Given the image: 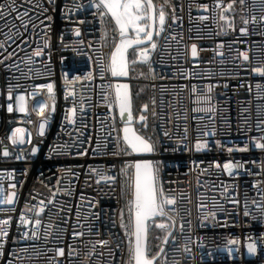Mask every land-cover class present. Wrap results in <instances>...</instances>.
Wrapping results in <instances>:
<instances>
[{
	"label": "built area",
	"instance_id": "built-area-1",
	"mask_svg": "<svg viewBox=\"0 0 264 264\" xmlns=\"http://www.w3.org/2000/svg\"><path fill=\"white\" fill-rule=\"evenodd\" d=\"M8 2L0 0V4ZM16 2L20 12L28 10L37 28L34 34L29 26L22 44L19 40L8 42V50H16L12 57L16 67L0 64V197L15 194L13 204L0 205L9 209L0 212V219L12 218L0 248V264H128L129 240L134 242L128 235L133 227L128 201L132 198L134 167L126 165L134 164L137 156L123 151L113 155L117 147H125L120 134L122 119L114 103L117 77L110 73L102 76L99 68L100 58L107 62L118 40L114 21L106 16L102 26L92 6L94 0ZM231 2L233 10L228 11L230 0H220L233 22V28L221 31L224 22L220 21L216 0H154L157 14L161 5L167 13L163 31L154 38L157 47L143 46L150 55L146 71H138L140 78L120 77L121 83L131 86L132 123L154 146L145 157L159 169L164 192L177 200L179 215L171 214L175 216L171 228L175 242L170 237L164 242L169 230L156 227L159 217L149 221L147 233L148 254L155 255L163 247L168 264L174 260L176 264H264V217L252 204L253 200L264 203L258 194L264 192V151L256 149L250 139L264 136V124L257 130L258 122L264 121V75L252 71L264 66V20L260 19L264 7L262 0ZM35 3L42 8H36ZM202 4L208 8L199 7ZM173 11L178 17L175 22ZM15 15L5 19L19 24ZM3 24L0 21V30L7 31ZM156 27L159 30L158 20ZM242 27L247 32L242 33ZM102 28L106 30L104 41L100 39ZM193 44L197 46L195 57L191 55ZM37 48L42 50L39 57L34 56ZM244 51L248 61L239 55ZM133 54L129 49L128 57ZM90 71L92 79L87 78ZM48 83L53 84L52 93L39 87ZM133 84L147 91L143 105L134 104ZM209 85L213 86L211 93ZM105 93L110 94L107 101ZM21 95L25 112L17 106L16 97ZM206 95L211 96L209 102H197L198 96ZM9 103L13 105L11 112ZM40 103L47 105L43 135L39 132ZM209 104L215 112L193 110ZM144 105L148 107L143 113ZM73 107L74 122L67 119ZM140 115L147 117L146 128L139 121ZM17 128L23 132L13 144L9 137ZM205 132L209 134L203 135ZM197 139L207 141V147L197 151ZM246 143L248 150L239 151ZM229 148L234 150L229 152ZM228 160L243 167L234 169L230 176L222 167ZM217 162L221 167H216ZM101 176L116 179L102 180ZM223 188H227L226 193ZM246 200L248 216L244 215ZM201 203L222 205L224 211H217L215 222H202L204 213L198 211ZM42 206L45 210L37 216L36 210ZM21 213L30 224L20 223ZM122 215L125 227H121ZM37 218L39 226L35 225ZM37 227L38 237L33 238L31 232ZM25 231L29 236L22 238ZM73 231L82 235L73 238ZM46 232L50 234L45 236ZM232 239L239 243L229 244ZM250 242L257 244L255 254L247 251ZM185 244L189 253L183 252ZM57 248H64V255H58ZM164 258L159 257L156 264H163Z\"/></svg>",
	"mask_w": 264,
	"mask_h": 264
},
{
	"label": "snow or ice",
	"instance_id": "snow-or-ice-1",
	"mask_svg": "<svg viewBox=\"0 0 264 264\" xmlns=\"http://www.w3.org/2000/svg\"><path fill=\"white\" fill-rule=\"evenodd\" d=\"M28 4H33L34 0H26ZM241 3H244V0H241ZM93 7L97 9V15H99L101 24L103 26V21L106 16L111 17L114 21L115 28L118 32V40H116L114 44V48L110 53V59L107 62H104L103 57L100 58L101 62L99 65L101 75L103 76L105 73H110L112 77H127L129 75V64L135 63L138 61H147L149 59V49L147 47H143L145 43L149 44L151 49H156L157 44L154 42V35H159L160 32L163 31L164 25L166 22L167 13L164 10V6L161 5L159 8V12L157 14V6L154 3V0H94ZM36 8H42V5L39 3H35ZM199 7L207 9L208 5L202 4ZM216 7L221 8L219 18L220 21L224 23L220 25L221 31H225L226 29L233 28L232 20L225 14V9L221 6L220 0H216ZM232 2L227 5V9H231ZM262 7H264V0H262ZM43 11H47V9H43ZM12 13H15V21H19L17 24L14 21H8L5 19L6 16H11ZM42 14V13H41ZM46 19H51V17H46ZM178 17L175 15V11H173L172 20L175 22ZM201 19H208L207 16H201ZM255 21V17L252 18ZM264 20V17L260 18ZM157 20L159 23V30H157ZM0 21H4L3 28L7 29V31L0 30V35L4 37V39L0 40V64H4L5 68L16 67V63L12 60V57L16 56V50L9 51L10 47L9 41L13 43L16 40H19L20 43H24L27 40V36L25 33L28 31L29 26L33 29V33L35 34V29L37 28V23L33 22L32 19L29 18L28 10L25 9L23 12H20L17 7L16 0H9L8 4H0ZM245 24L248 23L247 20L244 21ZM42 24L43 21H40ZM240 31L242 33L247 32V28H241ZM134 33V35H133ZM77 36L80 35L79 29L76 30L75 33ZM101 41L106 39V30L102 28L101 32ZM47 44V42H45ZM83 43V41H81ZM135 46V47H134ZM19 48V44L16 46ZM91 47V44H89ZM129 49H133L135 53V60L129 61L128 52ZM74 51H76L74 49ZM4 53H7L5 55ZM42 55V50L37 48L34 51V56L39 57ZM191 55L193 57L197 56V46L193 44L191 46ZM242 56L244 61L249 60V55L247 51L241 52L239 54ZM30 60L31 58H25ZM91 59V57L89 58ZM5 61H11L10 64H5ZM252 71L255 73H260L264 75V66H258L252 68ZM92 72L87 73V78L92 79ZM68 73H65V78L67 80ZM80 77H74L73 80H78ZM68 83H72L73 81H67ZM40 88H47L49 93L53 92V84L48 83L46 85H39ZM111 87V86H110ZM208 93H211L213 90V86H208ZM197 91L196 87L193 86L192 92L195 93ZM9 98L12 97L11 90L8 93ZM109 93H105V100L107 101ZM24 96H17L16 100L18 102V110L20 112H25L26 106L24 103ZM211 100L210 95L206 96H198L197 102H209ZM114 103L118 106L120 115L123 117L125 113L128 114L129 123H126L123 127V136L122 140L125 144L123 149H119L117 147V151L113 153V155H120L121 151L124 154L131 153H152L154 151V146L150 142L148 138L145 136L138 134V132L131 126L132 120V104L129 95V85L127 83H117L115 84V99ZM40 112L42 115V120L39 123V132L41 135L44 133L45 124L47 121V116L44 115L46 104L40 103L39 105ZM110 108L112 104L108 105ZM147 105L143 106V110H147ZM194 111H206V112H215L216 109L211 107L209 104L208 107H200L197 109H193ZM8 111H13V105L11 103L8 104ZM76 114V108L73 107L67 116V119L74 122V117ZM147 117L145 115H140L139 121L145 125L146 127ZM264 124V121H260L257 124V130H260V125ZM23 129L17 128L13 132L12 136L9 137L13 144L17 143L18 134L22 133ZM185 133H187V128H185ZM209 133L205 132L203 135H208ZM214 134V133H213ZM167 136L168 133L165 132ZM252 142H254V147L256 149H260L264 151V136L259 139L252 137L250 138ZM120 137L117 136V144L119 143ZM20 143H23V139H20ZM220 142L217 141V144ZM106 147V146H105ZM196 150L199 151L203 148L207 147V141H201L197 139L195 142ZM249 145L246 143L242 148H239V151H247ZM97 148L101 149V145L98 143ZM102 150V149H101ZM234 149L229 148L228 151L232 152ZM37 149L35 147L32 148V152L35 153ZM4 155H9L8 150L5 149ZM19 159V157H17ZM127 167H134V176L132 178V198L128 201L129 204V212L132 217V231L128 232L130 237H134V242L129 240L128 247V264H156V260L164 256L163 264H168L167 256L163 247H161L160 251H158L155 255H149L148 249L146 247V234L148 231V222L154 221L155 218H161V222L156 224V227L160 229H170L175 226V216L171 215L175 213L179 215L176 204L177 200L174 196L166 194L162 185L159 182V169L154 167L153 162L150 160H140L137 159L134 161V164L126 165ZM216 167H221L217 162ZM223 171L227 172L230 176L233 175L234 169L243 167V164L240 162H233L232 160H228L223 164ZM262 169H264V163L261 165ZM126 168H122L121 172L127 175ZM93 171H96L93 169ZM239 174V173H236ZM102 180L111 179L113 182L115 181V177H105L101 176ZM99 183V181H98ZM199 184V180L197 181ZM257 183H260L259 181ZM256 186L255 184L253 185ZM11 187H15V185H11ZM223 192H227V188H223ZM262 200H264V192L258 193ZM14 193H10L7 197H0V205H11L14 203ZM233 204H239L238 200L230 201ZM42 204L44 202H41ZM48 203H52L51 200ZM252 204L256 205V208L260 211L262 217H264V203L257 202L256 200L252 201ZM27 207V206H26ZM244 215L248 216L250 213L248 211V202L245 201L244 204ZM9 209L0 207V212L7 211ZM44 207H40L36 210L37 216L44 211ZM28 211H32V208H28ZM198 211L204 213L201 216V221H207L211 219L213 222L216 220L217 211H224L223 206L219 204H213L211 207L201 203L198 205ZM165 218L168 221H172V224H168L165 222ZM20 223L24 225L30 224V220L26 218L24 213H21L19 217ZM12 218L7 217L5 219H0V248L3 247L4 242L8 237L7 229L11 225ZM190 223V221H189ZM35 225H41V220L37 218L35 220ZM121 227H125L123 224V215H122V223ZM184 224L181 223V232H183ZM50 233H45V236ZM82 235L79 231H73V238L80 237ZM29 233L25 231L23 233L22 238H27ZM31 236L33 238L38 237V227L31 232ZM169 237L175 242L176 237L171 234L169 231L168 235L165 237V243ZM102 244H106L107 241H100ZM239 240L232 239L229 241V244L235 245L238 244ZM119 247V245H117ZM247 251L249 254H255L257 251L256 242H250L246 245ZM69 255H72L71 246H69ZM24 252H27V248L22 249ZM179 251V249H176ZM191 250L188 248L187 244L183 247V252L189 253ZM229 254H231L232 249H228ZM56 252L58 255H64V248H57ZM39 255V253H37ZM20 259H23L21 257ZM50 264V262H49ZM173 264H176V261H173Z\"/></svg>",
	"mask_w": 264,
	"mask_h": 264
},
{
	"label": "water",
	"instance_id": "water-1",
	"mask_svg": "<svg viewBox=\"0 0 264 264\" xmlns=\"http://www.w3.org/2000/svg\"><path fill=\"white\" fill-rule=\"evenodd\" d=\"M232 10H233L232 7H231V9H228V11H232ZM117 83H121V81H120V77H117V80H116L115 84H117ZM142 112L144 113L145 110H142ZM120 117H121V119H122V125H121V127H120V134H121V136H123V131H122V129H123V127L125 126L126 123H129V120H128V114L125 113L123 117H122L121 115H120ZM130 123H131V126L135 129V126L133 125L132 120H131ZM144 128H146L145 125H144ZM135 130H136V129H135ZM138 134H140V133H138ZM133 154L137 156V158H136L135 160L140 159V160H150V161H152L151 159L145 157V156H147V155H149V154H151V153H133ZM153 165H154V164H153ZM133 176H134V171H133ZM157 218H158V217H157ZM165 219H166V218H165ZM168 224L171 225V224H172V221H169ZM148 226H149V222H148ZM167 230H169L170 232L172 231L171 228H170V229H167ZM169 231L167 232V234L165 235V237L168 235ZM147 233H148V231H147ZM164 242H165V238H164ZM145 243H146V247H147V249H148L147 234H146V241H145Z\"/></svg>",
	"mask_w": 264,
	"mask_h": 264
},
{
	"label": "crops",
	"instance_id": "crops-1",
	"mask_svg": "<svg viewBox=\"0 0 264 264\" xmlns=\"http://www.w3.org/2000/svg\"><path fill=\"white\" fill-rule=\"evenodd\" d=\"M154 38H156V35H154ZM147 45V43H145L143 46ZM129 61H133L135 60V54L131 55L130 57H128ZM147 69V61H136L135 63H130L129 64V77H136V78H140L141 76L139 75L138 71H146ZM132 87L134 89L137 88H141V85L138 84H133Z\"/></svg>",
	"mask_w": 264,
	"mask_h": 264
},
{
	"label": "trees",
	"instance_id": "trees-1",
	"mask_svg": "<svg viewBox=\"0 0 264 264\" xmlns=\"http://www.w3.org/2000/svg\"><path fill=\"white\" fill-rule=\"evenodd\" d=\"M135 93H136V96L134 99V104L136 106L143 105L145 102L147 91L144 90L143 88H137L135 89Z\"/></svg>",
	"mask_w": 264,
	"mask_h": 264
},
{
	"label": "rangeland",
	"instance_id": "rangeland-1",
	"mask_svg": "<svg viewBox=\"0 0 264 264\" xmlns=\"http://www.w3.org/2000/svg\"><path fill=\"white\" fill-rule=\"evenodd\" d=\"M129 85V84H128ZM130 88H131V86L129 87V91H130ZM118 114H120V112H119V108H118ZM151 228V227H150ZM160 232H161V230H160Z\"/></svg>",
	"mask_w": 264,
	"mask_h": 264
}]
</instances>
